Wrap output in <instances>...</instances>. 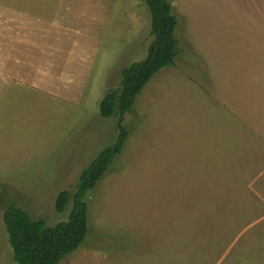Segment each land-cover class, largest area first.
Returning <instances> with one entry per match:
<instances>
[{"label": "rangeland", "instance_id": "obj_1", "mask_svg": "<svg viewBox=\"0 0 264 264\" xmlns=\"http://www.w3.org/2000/svg\"><path fill=\"white\" fill-rule=\"evenodd\" d=\"M169 1L179 54L124 115V146L85 195V239L60 264H264V0ZM2 2L39 13L12 25L10 8L4 29L20 40L3 42L16 71L0 83V264H17L5 206L67 219L56 195L117 138L99 101L152 36L143 0Z\"/></svg>", "mask_w": 264, "mask_h": 264}, {"label": "trees", "instance_id": "obj_2", "mask_svg": "<svg viewBox=\"0 0 264 264\" xmlns=\"http://www.w3.org/2000/svg\"><path fill=\"white\" fill-rule=\"evenodd\" d=\"M150 15L151 41L143 59L120 70L119 89H109L99 101L100 117L118 115V134L112 147L101 150L79 174L73 192L63 189L55 198L54 207L63 212L71 202L65 220L47 225L42 219L32 218L14 202L8 203L2 213L7 242L12 259L17 264H59L84 241L88 231L86 193L107 170L115 154L119 153L128 137L122 124L124 115L131 111L137 95L161 68L174 65L179 54L175 35L178 20L169 0H143Z\"/></svg>", "mask_w": 264, "mask_h": 264}, {"label": "crops", "instance_id": "obj_3", "mask_svg": "<svg viewBox=\"0 0 264 264\" xmlns=\"http://www.w3.org/2000/svg\"><path fill=\"white\" fill-rule=\"evenodd\" d=\"M10 8H11V6H10V4H7V3H5V4H3V2H2V0H0V83H1V79H2V73H6L8 70L9 71H16V70H14V69H11V68H9L8 67V63H7V58L10 56L11 58H13L14 57V54H12L11 52H9V51H7V47H3L4 45H6V42L7 41H11V37H12V42H18L17 41V39L18 40H20L19 38H18V36L17 35H14V36H12V34H11V36L10 37H8V36H6L7 34H5L6 32H4V29L7 27V24H8V16H6V11H8V10H10ZM13 8H11V10H12ZM11 12H13V14L12 15H10L11 16V18H12V16H14V20H13V23H12V25H14V24H18V23H24L25 21H26V16L29 18V15H30V17H32L33 19H34V17H35V21L34 20H31V19H29V21H30V23H31V25L33 26L34 24H37V23H39V20H38V15H39V13H38V15H32V11H30V9H28L27 11L26 10H20V11H16L17 13V16L15 17V10H12ZM40 12V11H39ZM19 14H21L22 16H23V18L25 19V21H23L22 20V18H19ZM34 16V17H33ZM13 19V18H12ZM38 21V22H37ZM41 23V22H40ZM36 27H38V26H36ZM18 28H15V31L17 30ZM31 30H33V28L31 29ZM16 34H18V33H16ZM7 40V41H6ZM4 41H6L5 43H3ZM20 51V50H19ZM16 58V57H15ZM5 80L7 81V79L5 78ZM6 83V82H5ZM259 105H261V100L259 101V104L257 105V106H259ZM261 110V108H257L256 109V112H257V115L256 116H254L255 117V119L256 118H258V119H256V121H259L261 118H262V120H264V115L262 116H260V112H258L257 110ZM246 117H251V116H249V115H245ZM254 117H252L251 119H254ZM243 118V117H242ZM241 118V119H242ZM245 119V118H244ZM261 133H263V132H261ZM60 264V263H59Z\"/></svg>", "mask_w": 264, "mask_h": 264}]
</instances>
